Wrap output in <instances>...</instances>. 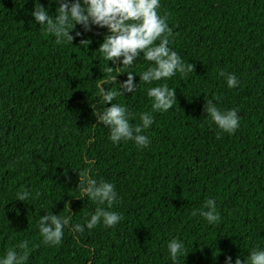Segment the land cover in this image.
Wrapping results in <instances>:
<instances>
[{"label": "trees", "instance_id": "obj_1", "mask_svg": "<svg viewBox=\"0 0 264 264\" xmlns=\"http://www.w3.org/2000/svg\"><path fill=\"white\" fill-rule=\"evenodd\" d=\"M38 2L54 15L55 3ZM160 4L172 29L168 47L193 67L152 84L138 81L151 63L142 54L124 69L137 74V91L114 102L127 106L132 124L151 107L148 87L174 88L176 103L154 113L144 132L150 143L139 148L113 145L93 116L103 108L96 84L106 79L97 49L105 29L57 44L33 21L32 0H0V255L27 240L25 264H173L166 244L176 237L188 253L174 264H224L225 256L264 246V0ZM85 35L92 42L79 45ZM221 72L235 74L238 86L229 89ZM125 78L118 74L116 83ZM210 100L238 109L234 132L220 131L204 113ZM85 169L115 185L119 201L110 210L121 219L74 233L72 224L107 207L81 195ZM22 188L31 192L24 202L16 200ZM208 198L220 215L213 224L198 212ZM65 202L69 226L48 246L39 216L47 209L70 215Z\"/></svg>", "mask_w": 264, "mask_h": 264}, {"label": "clouds", "instance_id": "obj_2", "mask_svg": "<svg viewBox=\"0 0 264 264\" xmlns=\"http://www.w3.org/2000/svg\"><path fill=\"white\" fill-rule=\"evenodd\" d=\"M32 2L33 8L30 15L33 21L39 25V28L43 27L46 32L52 34L57 44L71 43L74 36L80 37L82 33L92 32L95 35L94 28L105 29V32L101 34L102 42L97 49L106 61L104 67L106 79L96 84L103 108L92 114L98 124L106 127L107 138L113 145L121 141H133L139 148L147 147L150 138L144 132L153 124L154 113L165 112L173 105V102L176 103L174 88L169 87L166 82L148 87L146 95L152 98L151 107L148 111L138 114V124H132L130 119L133 114L129 112L127 106L114 102L116 97L122 98L126 93L133 94L137 91L138 82H134V76L137 74L124 69L134 65L142 54L143 58L151 63L140 72L138 81L152 84L155 81H166L177 73H184L193 67L192 64L182 60L176 51L168 47L172 29L168 26L167 15L158 12L161 8L160 0H47L48 4L56 5L54 15L50 14L48 7L38 0H32ZM77 25L81 31L73 33ZM91 42V38L85 35L79 40V45L87 46ZM109 61L111 66L108 65ZM121 73L126 78L116 83V76ZM219 75L224 77L229 89L238 86L239 80L235 74L221 72ZM105 84L108 85L107 88L104 87ZM113 84L118 87L113 88ZM105 104L109 106L104 107ZM203 111L224 133H232L239 126L240 117L237 108L221 109L210 100L206 105L204 104ZM77 186L82 196L107 207H97L91 213H86L88 218L83 224H72L71 229L74 233L93 229L98 224L112 227L120 221V214L110 210L111 205L119 201V195L113 183L103 179H92L85 169ZM30 196V190L22 188L17 191L16 200L24 202ZM68 207V203L65 202L64 208L67 211ZM198 212L208 224L220 220V215L216 211L215 198H208ZM68 213L70 215L60 216L52 214L47 209L44 215L39 216L37 227L42 243L55 246L61 242L72 215L69 211ZM28 246L27 240H21L13 245L11 249L0 255V264H25ZM16 249L24 251L18 252ZM166 252L173 264L178 256L185 258L188 253L184 241L176 237L167 241ZM224 264H264V246L252 247L243 258L236 256L233 259L225 256Z\"/></svg>", "mask_w": 264, "mask_h": 264}]
</instances>
